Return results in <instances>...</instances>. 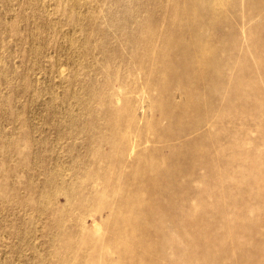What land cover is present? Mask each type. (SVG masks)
Instances as JSON below:
<instances>
[{
	"label": "rangeland",
	"instance_id": "374dc122",
	"mask_svg": "<svg viewBox=\"0 0 264 264\" xmlns=\"http://www.w3.org/2000/svg\"><path fill=\"white\" fill-rule=\"evenodd\" d=\"M0 264H264V0H0Z\"/></svg>",
	"mask_w": 264,
	"mask_h": 264
}]
</instances>
